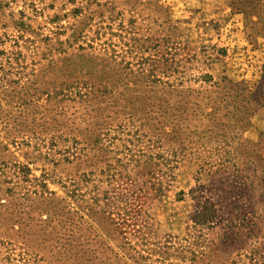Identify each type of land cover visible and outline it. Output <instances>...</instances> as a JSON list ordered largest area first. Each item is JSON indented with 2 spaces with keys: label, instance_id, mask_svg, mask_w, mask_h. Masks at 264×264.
Returning <instances> with one entry per match:
<instances>
[{
  "label": "rangeland",
  "instance_id": "1",
  "mask_svg": "<svg viewBox=\"0 0 264 264\" xmlns=\"http://www.w3.org/2000/svg\"><path fill=\"white\" fill-rule=\"evenodd\" d=\"M0 264H264V0H0Z\"/></svg>",
  "mask_w": 264,
  "mask_h": 264
}]
</instances>
